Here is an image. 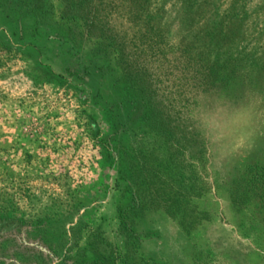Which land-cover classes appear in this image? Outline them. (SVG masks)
Masks as SVG:
<instances>
[{"label":"rangeland","instance_id":"obj_1","mask_svg":"<svg viewBox=\"0 0 264 264\" xmlns=\"http://www.w3.org/2000/svg\"><path fill=\"white\" fill-rule=\"evenodd\" d=\"M262 70L264 0H0V264H264Z\"/></svg>","mask_w":264,"mask_h":264},{"label":"trees","instance_id":"obj_2","mask_svg":"<svg viewBox=\"0 0 264 264\" xmlns=\"http://www.w3.org/2000/svg\"><path fill=\"white\" fill-rule=\"evenodd\" d=\"M144 5L140 6L141 10L144 8ZM142 15L140 14V17ZM142 19V31L139 34H137V39H131L128 44L121 45L119 54L122 57V62L125 65V69L128 71L130 69L135 70L139 66V60L137 59L138 54L144 53L145 48L154 46L157 42L164 41L163 36L160 34L162 32V28H160L156 22L151 20L150 18H146L144 16L141 17ZM157 36L159 37V41L156 40ZM212 37V36H211ZM139 41V42H138ZM138 42V43H136ZM131 45V46H130ZM146 45V46H145ZM134 49L135 52L132 51ZM137 53V54H136ZM201 54V53H200ZM210 62L213 65H219L218 62H215L214 60H210ZM217 68V66H214ZM263 76H264V70H262ZM214 69L212 68L207 69V71H203V81L205 87L209 88V86H217L216 82L217 78L215 79L214 76ZM260 169H250L248 170V173L244 174L243 178L249 176V180L244 181L241 178L238 179L240 182H236L234 184V188H237V194L238 197L242 198L240 195L242 192H245L247 190L248 192H253L252 189L255 188L257 185V190L260 192V198H262V202L264 204V165L262 167H259ZM237 180V181H238Z\"/></svg>","mask_w":264,"mask_h":264}]
</instances>
